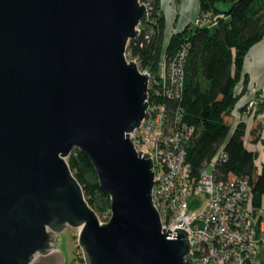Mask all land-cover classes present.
<instances>
[{
  "label": "water",
  "instance_id": "95a60500",
  "mask_svg": "<svg viewBox=\"0 0 264 264\" xmlns=\"http://www.w3.org/2000/svg\"><path fill=\"white\" fill-rule=\"evenodd\" d=\"M147 20L140 0H0V264H64L66 228L84 264H193L186 231L162 229L152 161L129 138L149 76L126 49ZM74 149L109 197L106 223L69 169Z\"/></svg>",
  "mask_w": 264,
  "mask_h": 264
},
{
  "label": "trees",
  "instance_id": "16d2710c",
  "mask_svg": "<svg viewBox=\"0 0 264 264\" xmlns=\"http://www.w3.org/2000/svg\"><path fill=\"white\" fill-rule=\"evenodd\" d=\"M197 1L200 24L186 26L164 44L166 25L161 0H140L148 3V20L141 36L129 42L126 54L140 71L155 73L162 53L173 56L189 43L182 98L180 102H170L172 108L183 110L184 121L196 129L186 150L187 162L196 174L223 145L226 160L217 166V178L225 179L229 174L248 178L254 202L260 203L264 201V162L258 166L257 153L245 145V123L238 122L232 130L226 117L248 91L244 62L250 49L264 39V0ZM144 35L149 39L145 40ZM238 85L242 86L240 95L235 91ZM255 99L259 111L264 112V98L257 93ZM67 164L99 220L105 214L109 216V197L100 189L90 160L74 149Z\"/></svg>",
  "mask_w": 264,
  "mask_h": 264
},
{
  "label": "built area",
  "instance_id": "2783aa9c",
  "mask_svg": "<svg viewBox=\"0 0 264 264\" xmlns=\"http://www.w3.org/2000/svg\"><path fill=\"white\" fill-rule=\"evenodd\" d=\"M195 23L200 24L199 19ZM137 31L136 39L142 27ZM188 51L186 42L173 56L162 53L155 73L141 71L149 76L148 108L129 138L136 151L152 161V201L162 229L186 231L193 264H260L264 201L254 202L250 180L232 174L217 178L216 168L226 160L223 145L196 174L187 162L186 150L196 129L184 121L183 110L172 108L170 102L181 101ZM251 93L248 110L257 105L255 90Z\"/></svg>",
  "mask_w": 264,
  "mask_h": 264
},
{
  "label": "rangeland",
  "instance_id": "374dc122",
  "mask_svg": "<svg viewBox=\"0 0 264 264\" xmlns=\"http://www.w3.org/2000/svg\"><path fill=\"white\" fill-rule=\"evenodd\" d=\"M183 1L185 3L188 0H174V2L172 4L170 3L171 5L168 4L166 7H165V5H162V2H161L160 10H161V12L165 18V25H166L164 42L167 41L173 34L178 33L181 30H183L186 26L191 25V27H194L196 25L195 20L197 17L195 19H193V17H192L193 13L195 11V9L193 7H190V9L185 13V14H187L188 18L192 17L190 20L191 23H187L186 25H182L183 18H182V14H180V10L182 9ZM142 4H144L146 7L148 6L147 2L142 3ZM169 35H170V37H169ZM126 59L128 61H133V60H130L129 54H126ZM250 86L251 87H250L248 92L255 90L254 95H256L258 93V91H257L258 84L254 83V85L250 84ZM260 98H263V96L260 95ZM256 107L258 108V101H257ZM244 109H246V108H244ZM251 110L252 109H250L249 111H251ZM252 129H254V130H252ZM252 132H254V134H252ZM259 138H261V145L264 146V117L259 118V120H256L255 122H253V125H251L248 128V133L245 134V145H246V147L250 151L257 153L258 156L260 155V152L262 150V148H261L262 146L261 147H257V146L254 147V146L257 144ZM261 160L262 159L257 160L258 166H259ZM109 216H110V212H109ZM109 216H108V214H105L103 216V218L101 219L102 221L100 220V222L106 223L103 221L106 220ZM78 232H79L78 229L66 228L59 235H57L55 237L54 245L59 244V248H60V250L63 254V257L65 259L64 264H84L82 250L78 246V242H77Z\"/></svg>",
  "mask_w": 264,
  "mask_h": 264
},
{
  "label": "crops",
  "instance_id": "0c3cea01",
  "mask_svg": "<svg viewBox=\"0 0 264 264\" xmlns=\"http://www.w3.org/2000/svg\"><path fill=\"white\" fill-rule=\"evenodd\" d=\"M162 5H164V0H161ZM174 2V0H171L168 4L171 5ZM171 3V4H170ZM167 4V5H168ZM182 9L180 10V14H182L183 22L182 25H186L187 23H191L190 20L193 17L195 19L198 14V1H195V11L193 13V16L191 18L187 17V14H185L187 11L184 10V1L182 3ZM170 7V6H169ZM166 30V29H165ZM165 36V35H164ZM170 37V35H169ZM169 40V39H168ZM167 40V41H168ZM165 41L164 44L167 42ZM264 39L252 47L250 51L248 52L245 62H244V73L248 76L249 78V84H248V91L250 89V84L254 85V83H257V91L260 93L261 96L264 98ZM236 94L240 95L242 92V86L238 85L236 88ZM246 92L244 96L240 98L238 101L237 106L234 108V110L231 112L229 116L226 117V121L228 124H230L232 127H234L241 119L242 117V122L245 123L246 125V133H248V128L253 125V122L256 120H259V118L264 117V112H260L257 107L253 108L251 111H249L246 108L247 102L252 99V93ZM244 109L243 112L242 109ZM230 120V121H229ZM250 125V126H249ZM254 130V129H252ZM256 130V129H255ZM254 134V132H252ZM261 147V138L258 139L257 144L254 147ZM262 150L260 152V155L258 156L257 160H260L261 162H264V146L261 147ZM261 156V157H260ZM260 157V158H259Z\"/></svg>",
  "mask_w": 264,
  "mask_h": 264
},
{
  "label": "bare ground",
  "instance_id": "6f19581e",
  "mask_svg": "<svg viewBox=\"0 0 264 264\" xmlns=\"http://www.w3.org/2000/svg\"><path fill=\"white\" fill-rule=\"evenodd\" d=\"M171 0H164V5L165 7L167 6V4L170 2ZM195 1L196 0H188L187 2H185L184 4V10L188 11L190 9V7L195 8ZM264 67V66H263Z\"/></svg>",
  "mask_w": 264,
  "mask_h": 264
}]
</instances>
